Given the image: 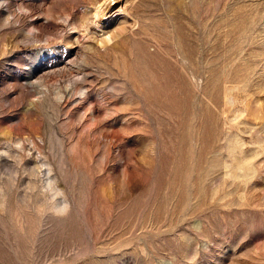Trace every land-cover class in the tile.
I'll use <instances>...</instances> for the list:
<instances>
[{"label": "rangeland", "instance_id": "1", "mask_svg": "<svg viewBox=\"0 0 264 264\" xmlns=\"http://www.w3.org/2000/svg\"><path fill=\"white\" fill-rule=\"evenodd\" d=\"M111 2L0 0V264H264V0Z\"/></svg>", "mask_w": 264, "mask_h": 264}, {"label": "bare ground", "instance_id": "2", "mask_svg": "<svg viewBox=\"0 0 264 264\" xmlns=\"http://www.w3.org/2000/svg\"><path fill=\"white\" fill-rule=\"evenodd\" d=\"M111 4H112V2H111V0H102V3L98 6V8L100 9V6L101 5H104L103 7L105 8V10L106 11H108V10H110L111 8H112V6H111ZM99 10H97V12H98ZM102 11V10H101ZM122 11V13H123V10H121ZM100 12V11H99ZM103 12V11H102ZM102 12H101V14H102ZM96 13V12H95ZM99 14V13H98ZM101 14H99L100 16H101ZM103 15V14H102ZM117 16V15H116ZM98 17V16H97ZM123 18L124 17V14H120V18ZM121 18V19H122ZM99 20V19H98ZM123 20H125V18L123 19ZM123 22V21H122ZM124 23V22H123ZM122 25V24H121ZM124 25V24H123ZM127 28V27H126ZM125 29V28H124ZM126 30V29H125ZM92 31V30H91ZM102 31V30H101ZM107 31V30H106ZM112 31V30H111ZM116 31V30H115ZM94 34V33H93ZM113 34H115V33H112V34H107V32H106V35L104 36V37H102L101 39H103L104 38V40L106 39V40H109L111 37H112V35ZM98 35V34H97ZM116 36V35H115ZM100 39V38H99ZM100 39V40H101ZM110 41V40H109ZM99 42V41H98ZM101 42V41H100ZM107 42V41H106ZM69 52V51H68ZM69 54H70V52H69ZM70 55H68V56H65V57H63L62 59H60V60H58L57 61V63L53 66L55 69H57V70H62V69H64L67 65H68V63H69V61H67L70 57H69ZM73 59H74V57H73ZM72 61V60H71ZM68 62V63H67ZM57 73V72H56Z\"/></svg>", "mask_w": 264, "mask_h": 264}]
</instances>
